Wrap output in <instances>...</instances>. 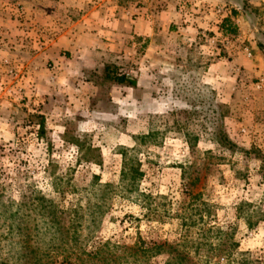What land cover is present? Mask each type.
Returning <instances> with one entry per match:
<instances>
[{
	"label": "rangeland",
	"instance_id": "374dc122",
	"mask_svg": "<svg viewBox=\"0 0 264 264\" xmlns=\"http://www.w3.org/2000/svg\"><path fill=\"white\" fill-rule=\"evenodd\" d=\"M37 2L32 21L22 0H0V260L34 264L32 246L45 264H94L97 251L98 264H264V127L249 114L261 74L221 80L246 83L230 102L207 76L238 45L264 65V0H223L224 19L216 5L154 0L178 28L162 19L148 39L107 20L145 0ZM185 13L205 24L182 33ZM66 30L69 51L49 58ZM139 241L167 250L149 263L127 253Z\"/></svg>",
	"mask_w": 264,
	"mask_h": 264
},
{
	"label": "crops",
	"instance_id": "0c3cea01",
	"mask_svg": "<svg viewBox=\"0 0 264 264\" xmlns=\"http://www.w3.org/2000/svg\"><path fill=\"white\" fill-rule=\"evenodd\" d=\"M22 1L25 4V9L28 11L27 12L28 16L26 15L27 18L29 19L31 18L30 20L34 21V18H35L34 15L36 14V12L39 13L42 10V8L39 6V4H37L38 3L37 0H22ZM102 1L104 2L106 0H102ZM153 1L154 0H145L146 6H143V7L136 8L135 6L136 14L134 13L131 18H126V20H123L121 16H117L114 18H108V19L106 16L101 17V18L104 20L107 19L111 24L117 25L119 28L118 29L119 31H121L124 25H129L130 26L129 31L134 32L135 34L139 36H144L145 39L151 38L153 36V34L155 33V28L157 29V27L162 24V22L160 21L162 19L167 21L169 30L171 28L177 29L178 28L177 21H175L171 17L172 10H167V11L163 10L162 14L160 16H157V18L154 17V15H152L151 7L153 6L152 5ZM196 1L198 2L197 4L201 6H208V5H216L217 3L222 2L223 0H196ZM135 3H137V1ZM141 3H144V2H141ZM103 6H106V5L104 3H98V5L92 6V9H89V13L86 15L87 19L89 20L91 19V12H94V11L99 12L100 9L102 10ZM116 7L117 6H114L112 9H116ZM30 9L33 10V12H30ZM184 9L185 7L181 6V10H184ZM102 11H105V10H102ZM29 15H31V17ZM185 16L188 18L182 19L181 24H180L182 33H187L188 31H190V33L192 31H198L199 25L205 24V23H202L201 21L202 19L200 20L201 17H197L198 19H196V23L197 22L198 23L196 25L194 17L189 18V15L187 13H185ZM232 18L233 17L230 12L227 19L231 21ZM9 20L10 19H8V21ZM187 20H190V21L194 20V21H191V24H190ZM216 23L217 25H215V28H217V31H216L217 33L219 29V24H218L219 22L216 20ZM186 38L188 40H195L196 36L195 37L186 36ZM261 41L262 43H264V35H261ZM48 42L49 41H47V43ZM53 45L64 46V49H67L69 51V30H66L61 36L57 37L56 39H51V41L48 43L47 45L48 49L46 52H47L48 57L51 59H55L56 57V48L51 47ZM241 47H242L241 45H238L235 47V49H233V58H231L230 60L224 61L222 59L223 57L213 58V60L211 61V63L209 64L207 68V76L211 79V82L215 83L214 85H222L221 80L227 79L228 77L231 79V76H234L233 81H235L236 79L235 73L238 75L239 72L244 73L247 69H254L255 71H257V74L259 76L261 74L262 80L260 84L258 85V87H261L262 90L259 92V98H258L257 104L253 105L254 110L249 111V114L251 116L256 117L260 121L258 123L259 125L262 122L261 125H263L264 127V121H263L264 120V65L261 62H257L258 60L255 61L256 58H253L252 60H250L246 56L245 52L241 49ZM262 52L263 51L259 49L258 59L260 55L262 54ZM215 53L218 54V56H220L219 54L220 52H215ZM64 54L63 52L59 54V56L61 57L60 59L62 61L66 58ZM245 84L243 81H241V84H238V86H235V87L238 90L239 86H241L240 89H242V87ZM232 85L229 86L228 82L226 85H222V86H225L222 88V90L224 91L227 102L228 101L230 102L232 100V95H233L232 87L233 89L235 88ZM259 116H261V118Z\"/></svg>",
	"mask_w": 264,
	"mask_h": 264
},
{
	"label": "trees",
	"instance_id": "16d2710c",
	"mask_svg": "<svg viewBox=\"0 0 264 264\" xmlns=\"http://www.w3.org/2000/svg\"><path fill=\"white\" fill-rule=\"evenodd\" d=\"M238 1H241V4L244 3L243 0H238ZM241 7H242L243 10L246 9V7H244V5H241ZM228 23H230V20H228L226 18L223 21V23H222V28H224L225 30H228L227 27H226ZM232 32H234V31H232ZM259 46H260L261 50L264 51V43L259 42ZM105 72H107L106 73L107 79L115 80V81H117V82H119L121 84L125 82V79H126L125 76H123V75L119 76L113 68L111 69V68H109V66H106ZM221 138L223 139V141L225 140V141H227L228 143H230L232 145V143L228 140V138L226 136L222 135ZM123 155H125V157H126V151L123 153ZM133 171H135V169ZM28 247L31 248V250H29V252H30L31 257H33V260L35 261L34 264H37V263L45 264L44 261H43V263L41 262L42 258L41 259L39 258L40 256H39L38 251L35 248H33L32 246H27V248ZM166 250H167L166 249V243L157 242V241H152L151 243H148L146 241H142V244H141L140 241H139V243H136L135 246L131 247L127 253L129 255H134V256L135 255H137V256L140 255L142 257L144 256V258L146 260H148V262L150 263V261L154 257H157L159 255L164 254V252H166ZM100 253H101V251H97L96 253H93V254H96L95 257H98V255H99V261L95 262L94 264H98L100 261L103 260V257L100 256ZM124 253H126V251ZM26 255H27V253L25 251L22 254V257L26 256ZM124 257H127V255H124ZM77 260H79V258ZM104 261H108V259L104 258ZM5 263H6L5 260H0V264H5ZM31 264H33L32 261H31ZM46 264H53V262L51 261V262H48Z\"/></svg>",
	"mask_w": 264,
	"mask_h": 264
},
{
	"label": "built area",
	"instance_id": "2783aa9c",
	"mask_svg": "<svg viewBox=\"0 0 264 264\" xmlns=\"http://www.w3.org/2000/svg\"><path fill=\"white\" fill-rule=\"evenodd\" d=\"M227 6L226 5H223V4H220V3H217L214 10L217 14H219L222 19H224L225 17V13L227 12Z\"/></svg>",
	"mask_w": 264,
	"mask_h": 264
}]
</instances>
